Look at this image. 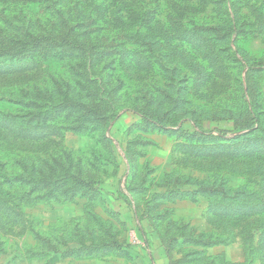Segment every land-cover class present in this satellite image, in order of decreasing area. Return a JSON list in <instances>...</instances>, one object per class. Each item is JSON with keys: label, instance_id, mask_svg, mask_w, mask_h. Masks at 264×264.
Wrapping results in <instances>:
<instances>
[{"label": "rangeland", "instance_id": "obj_1", "mask_svg": "<svg viewBox=\"0 0 264 264\" xmlns=\"http://www.w3.org/2000/svg\"><path fill=\"white\" fill-rule=\"evenodd\" d=\"M4 49L0 264H264V0H0Z\"/></svg>", "mask_w": 264, "mask_h": 264}, {"label": "trees", "instance_id": "obj_2", "mask_svg": "<svg viewBox=\"0 0 264 264\" xmlns=\"http://www.w3.org/2000/svg\"><path fill=\"white\" fill-rule=\"evenodd\" d=\"M76 15L78 17H82V12H81V9H78L77 10V13ZM133 15V14H132ZM233 15L230 14L228 15L227 12L225 13V18L227 17L228 19H225L226 23H227V30L231 31V32H234V27L237 26V18L234 16L232 17ZM84 17V16H83ZM90 18V17H89ZM145 18L150 21L152 19V16H149V15H145ZM133 23V22H132ZM225 23V25H226ZM94 23L91 22L90 24H88L86 27H83L84 28H88V27H91L93 28L94 31L97 30V27H94L93 26ZM181 25V24H179ZM80 28H82L81 25H79ZM75 28H76V25L75 26H70L68 29H67V32H66V37H64L65 39L62 40L61 44L60 45H63V44H74L72 45V48L74 49V51L76 53H78L79 56L83 55V54H86L85 57H87V60H89L88 62L90 63L91 66H93V64L95 63H98L99 61H101V58H105L109 55V53H107L106 51H100L98 53H95V54H91L89 51H88V48H89V44L86 42V40L82 39V40H76L75 38ZM206 29H214V30H218L219 29V26H215V27H210V28H206ZM93 30H90V31H86L83 33V31H81L80 33H83V37L86 38L88 35L92 34ZM39 40L36 41L35 43V47L37 48ZM51 42L52 44L56 45V42L53 41L51 39ZM15 44V43H14ZM16 44H21V45H24V43H21V42H18ZM13 48V47H12ZM15 48V47H14ZM150 51L152 50V46L149 47ZM7 49H4V52L0 54V56H3V55H9V56H14V54H16L15 52H6ZM88 51V52H87ZM77 56V57H79ZM256 60L258 59H255V58H250V63H248V65L246 66H249L247 67V71L250 72V83H253V79H254V75L256 73H261V72H264V65H257V64H254L255 62H257ZM92 68V67H91ZM256 104L254 103H250V106H252ZM252 113V111H251ZM155 124V123H154ZM21 177L22 175L21 174H16V173H12L11 172H6V170L2 167L0 169V181L1 183H5V184H10V185H15L17 184V181L21 180ZM217 185H214V184H208V183H202L198 186V189L196 190H191V191H187V189H181V188H178V189H174V190H171V191H168V192H165L163 195H187V194H194V195H197V194H200V195H205V196H209V197H215V196H222L225 194V191L226 189L223 188V186L221 185L219 188H216ZM218 187V186H217ZM1 241H0V248H2V245H1ZM67 247V245H66ZM67 252L68 254L70 255H73V254H76L77 252H81V251H84L86 252L87 255L91 254L92 251L91 249H89V247H86V248H80L79 247L77 248L76 246L74 247H67ZM65 252V251H63ZM60 251L59 250H54L53 251V255H56V254H59ZM1 255H3V251L2 253L0 254V258H1Z\"/></svg>", "mask_w": 264, "mask_h": 264}]
</instances>
